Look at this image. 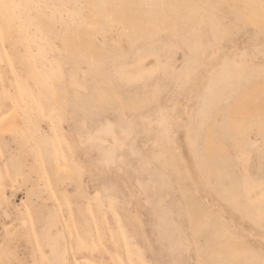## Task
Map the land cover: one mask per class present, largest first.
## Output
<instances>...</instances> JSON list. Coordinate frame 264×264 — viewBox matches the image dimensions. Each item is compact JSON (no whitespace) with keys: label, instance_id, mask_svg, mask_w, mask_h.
Returning a JSON list of instances; mask_svg holds the SVG:
<instances>
[{"label":"rangeland","instance_id":"374dc122","mask_svg":"<svg viewBox=\"0 0 264 264\" xmlns=\"http://www.w3.org/2000/svg\"><path fill=\"white\" fill-rule=\"evenodd\" d=\"M261 187L264 0H0V264H264Z\"/></svg>","mask_w":264,"mask_h":264},{"label":"bare ground","instance_id":"6f19581e","mask_svg":"<svg viewBox=\"0 0 264 264\" xmlns=\"http://www.w3.org/2000/svg\"><path fill=\"white\" fill-rule=\"evenodd\" d=\"M110 16V19H113L112 18V15H109ZM91 48V47H90ZM146 60V59H145ZM149 60V59H148ZM146 63H149V62H146ZM145 65H148V64H144L143 63V67L145 66ZM151 66H152V64H151ZM147 67V66H146ZM149 67H150V65H149ZM147 69H149V68H147ZM134 77V76H133ZM11 113V112H10ZM14 123H15V121H14ZM8 125H10V123H7ZM236 124V123H235ZM14 125V124H13ZM237 125V124H236ZM238 125H239V123H238ZM8 127V126H7ZM260 184V183H259ZM259 184H258V187H259ZM257 187V186H256ZM250 188V187H249ZM253 194H255L257 197H259L261 200L263 199V201H264V187H261V188H255V190H254V193ZM250 198V197H249ZM251 199V198H250ZM261 200H258V201H261Z\"/></svg>","mask_w":264,"mask_h":264}]
</instances>
